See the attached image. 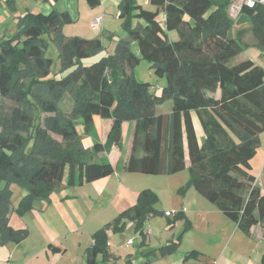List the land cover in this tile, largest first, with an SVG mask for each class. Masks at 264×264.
I'll use <instances>...</instances> for the list:
<instances>
[{
  "label": "trees",
  "instance_id": "1",
  "mask_svg": "<svg viewBox=\"0 0 264 264\" xmlns=\"http://www.w3.org/2000/svg\"><path fill=\"white\" fill-rule=\"evenodd\" d=\"M4 1L12 12L18 10V0ZM88 1L97 5L99 0ZM150 3L153 8L120 0V17L126 18L130 38L119 40L114 53L90 64L82 59L101 51V38L66 36L62 27L72 18L57 8L49 13L26 9L17 16L16 33L0 39V107L2 98L14 102L0 119V182H7L0 187L1 225L10 211L11 182L28 190L17 207L23 214L35 197L47 196L64 179L67 185H81L113 174L116 168L108 158L95 157L123 146L125 121L135 123L128 171L156 175L188 169L190 179L181 192L195 187L247 234L264 222V190L252 164L264 132V66L252 59L229 65L243 51L231 35L237 22L229 13L233 0ZM239 15V23H250L264 46V5L243 3ZM133 18L144 19L145 26L133 27ZM174 29L179 39L171 42L168 32ZM131 38L155 74L167 76L169 83L160 95L135 77L141 58L133 53ZM50 40L60 49L63 70L69 71L64 76L48 78L53 65L46 56ZM65 96L72 106L64 111L60 104ZM168 98L172 110L157 113V105ZM195 116L204 130L202 141ZM102 119L111 120L108 137L85 148L82 133L99 134ZM38 147L40 154L35 152ZM158 201L153 189L141 190L136 203L120 214L121 228L132 220L142 230L150 214L168 216L170 225L185 216L183 210L166 215L155 208ZM7 232L14 240L25 235L10 227ZM182 236L162 250H175ZM93 237L86 264H98V254L103 260L108 256L105 227ZM198 254L194 250L187 257Z\"/></svg>",
  "mask_w": 264,
  "mask_h": 264
},
{
  "label": "crops",
  "instance_id": "2",
  "mask_svg": "<svg viewBox=\"0 0 264 264\" xmlns=\"http://www.w3.org/2000/svg\"><path fill=\"white\" fill-rule=\"evenodd\" d=\"M24 1L28 2L25 7H20L21 2L18 0V10L12 12L5 1L0 0L1 25L4 19L13 18L16 22L13 29H17V16L26 9L32 11L40 9L44 13H49L58 3L56 0ZM103 4L104 0H99L97 5L100 7ZM6 29L4 34L9 37V30ZM1 35L0 26V37ZM129 123L130 121L123 123V146H113L95 157L97 160L101 156L108 158L116 168L113 174L81 185H67L64 179L47 196L35 197L31 207L23 214L17 211V207L20 200L28 194V190L16 182L9 184L10 211L5 218L4 226L0 224V264H86L88 249L94 244L93 235L104 227L108 236V256L103 260L102 254H98V264H253L251 244L257 247L255 244H259L260 240L264 241V222L254 225L251 233L247 234L195 187L191 186L181 192L182 187L190 179L188 169L174 174H156L162 184L160 187L172 191L170 205L162 204L164 196L159 189L142 181L149 174L130 172L126 169L135 124L133 122L132 139L125 151V128ZM110 127L111 120L102 119V132L83 134L84 147L92 149L97 136L104 142L106 140L104 132L109 133ZM260 138L261 146L255 160L260 158L257 164L254 158L252 160L254 170L255 166L258 167L260 164L263 168L264 165V132L260 134ZM6 183L5 180L1 181L0 187L6 186ZM257 183L264 190V182L261 184L258 176ZM15 184L22 188V191L17 189V194L13 189ZM149 187L154 188L159 196V201L155 204L157 209L166 215L168 211L183 210L185 216L170 225L167 222L168 216L166 219L164 215L150 214L142 230H137L136 222L132 220H127L126 225L121 228L123 220H118L120 214L136 203L141 190ZM154 222H166L169 229L174 227L182 229L179 234L182 233L183 236L175 250L165 252L162 247L170 241H177L179 234L175 238H169L163 246L150 247L155 230ZM8 227L15 231H25V235L19 240H14L7 232ZM191 236L196 240L198 238L203 240L204 237V241L201 246L194 244L192 249H189L192 247L190 246L185 250L183 245L187 244ZM180 250L186 253H180ZM194 250L199 252L198 256L187 257ZM263 255L264 250L258 257L262 259Z\"/></svg>",
  "mask_w": 264,
  "mask_h": 264
},
{
  "label": "rangeland",
  "instance_id": "3",
  "mask_svg": "<svg viewBox=\"0 0 264 264\" xmlns=\"http://www.w3.org/2000/svg\"><path fill=\"white\" fill-rule=\"evenodd\" d=\"M57 6L56 8L58 9V12H69L70 17L72 18L71 21L64 23L63 24V33H68L71 36H82L86 38H92V37H99L101 38L103 42V48L101 51H98L97 53H94L90 56L84 57L82 61L84 64H90L96 60H98L101 56L104 55H109L115 52L117 42L121 39L124 38H130L128 35V30L124 27V23L126 21L125 17H120V9H119V3L118 0H104L103 6L99 5H92L88 0H56ZM235 1V0H233ZM21 5L20 7H25V4L28 3L27 1L20 0ZM56 4V3H55ZM237 4V6H235ZM145 8H152V5L149 4V2H146L144 4ZM240 5H239V0L235 1L231 4L229 7V13L232 18L236 19V23H234L232 30H231V35L238 38L239 41L243 45V51H241L239 54L235 55L229 60V65H234L239 63L242 60L245 59H252L254 60L257 64L264 66V46H261L259 42H257V39L255 35L253 34V31L250 27V23H239V20L243 17H239V11H240ZM41 11L40 9H37ZM42 12V11H41ZM105 14V16H104ZM101 15V16H98ZM97 16V17H95ZM98 17L102 18V22L99 23L97 26H91V22L93 19ZM163 18V17H162ZM3 24L0 26L2 29V35L0 39L3 36H6L4 34V30L6 29L9 30L8 34L9 37L13 36L17 29H13L14 24H16L15 20L13 18L9 19H4ZM132 24L133 27H139L141 25L145 26V20L142 18H133L132 19ZM242 29V35L241 37L239 36V31ZM66 36H69V35ZM7 37V36H6ZM44 37V36H43ZM46 37V36H45ZM168 38L171 42L177 41L179 39V32L174 29L170 30L168 32ZM131 49L135 55H137L140 59L138 64L134 67V72H135V77L137 78L138 81L141 82H147L149 83V87L151 92L160 95L162 93V90L164 87L168 85V78L166 75L163 76H157L154 72V69L152 67L151 62H149L146 59L142 58L140 47L138 44L137 40H134L131 38ZM0 50H1V45H0ZM46 56L49 58L53 59V65L51 67V73L48 78L50 77H55V76H64L66 75L69 71L63 70L62 68V59L60 58V49L59 47L54 43L53 40H50L49 46L46 50ZM30 76V74H29ZM69 101V102H68ZM172 105H173V100L171 98L166 99L164 102L160 103L157 105V113H164V112H169L172 110ZM14 106V102L8 98H2L1 99V107H0V119L5 117V115L9 114L12 107ZM70 106H72V100L70 96H65V100L61 102L60 107L62 110L65 111V109H68ZM37 114V113H36ZM195 121V126L199 135V139L202 141L204 138V130L201 125L200 120L198 119L197 116L194 117ZM40 120L43 121V117L40 118ZM82 124V123H81ZM80 124V125H81ZM79 125V126H80ZM128 125H130V130L128 131ZM127 125L125 128V151L127 150V147L129 145V141L132 139V128H133V121H130V123ZM81 129V126H80ZM102 132V130H101ZM97 133V131H96ZM105 138H107L106 132H104ZM83 135V133H82ZM59 139H61L59 136H55ZM101 137L96 138L102 141L100 139ZM103 142V141H102ZM263 147V146H262ZM36 154H40L41 151H39V147L35 151ZM260 158V157H259ZM258 158V160H259ZM256 156L254 157L255 164H257L258 160H255ZM264 163V162H263ZM255 171L257 173L258 179L263 184L264 182V165L263 168L259 164L258 167L255 166ZM188 173L189 170H188ZM190 175V174H189ZM149 177V178H148ZM157 175H151L149 174L144 178L143 183L154 185L155 188L159 189V192H161L162 196V204L165 205H170L171 201V194L172 191H168L165 187H160V182L157 179ZM150 188V187H149ZM152 188V187H151ZM161 188V189H160ZM13 189L15 191V194H17V189H20L22 191V188L19 187L18 185H13ZM154 189V188H153ZM165 192H164V191ZM157 192V191H156ZM156 208V206H155ZM165 216V215H164ZM172 216V215H170ZM166 218V216H165ZM167 219V218H166ZM179 221V220H178ZM155 230L153 232L152 239L150 241V247L152 248H157L160 246H163L164 244L167 243L169 238H175L177 235L181 232V228L176 227L169 229L167 223L163 222H154ZM175 234V235H173ZM206 238V237H205ZM204 241L201 238H198L196 240L195 237L191 236L187 244L183 245L184 249L186 250L187 248L192 249L194 244L195 246H201V244ZM264 241L260 240L258 243L255 244L257 247H254L252 245L251 249V258L253 264H261V259L259 256L260 252L264 250ZM247 243V242H246ZM248 246V245H246ZM204 248V247H203ZM188 251V250H187ZM180 253H184L183 250H180ZM186 253V252H185ZM184 253V254H185ZM233 259V258H231ZM229 260L232 262V260Z\"/></svg>",
  "mask_w": 264,
  "mask_h": 264
},
{
  "label": "built area",
  "instance_id": "4",
  "mask_svg": "<svg viewBox=\"0 0 264 264\" xmlns=\"http://www.w3.org/2000/svg\"><path fill=\"white\" fill-rule=\"evenodd\" d=\"M135 1L137 3L145 4L146 2H149L150 0H135ZM235 1H238V0H235ZM235 1H233V2H235ZM243 3H246L248 6H254L257 3H261L264 5V0H239L240 8L242 7ZM235 6H237V4H235ZM100 22H102L101 17L95 18V19H93L91 26H97V25H99ZM172 213H173L172 211L167 212L168 215H172Z\"/></svg>",
  "mask_w": 264,
  "mask_h": 264
}]
</instances>
